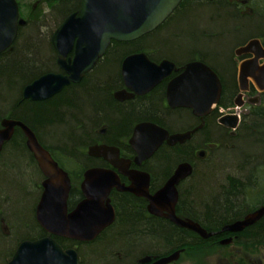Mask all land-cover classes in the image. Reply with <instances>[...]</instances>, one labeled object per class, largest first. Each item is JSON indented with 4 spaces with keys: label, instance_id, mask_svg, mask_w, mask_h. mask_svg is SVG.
Returning a JSON list of instances; mask_svg holds the SVG:
<instances>
[{
    "label": "flooded vegetation",
    "instance_id": "af4514ba",
    "mask_svg": "<svg viewBox=\"0 0 264 264\" xmlns=\"http://www.w3.org/2000/svg\"><path fill=\"white\" fill-rule=\"evenodd\" d=\"M15 1L18 6V20L24 23H17L14 40L8 47L0 51V56L8 55L12 53L14 49L18 48L20 42L23 40V33L27 32V30L32 27L34 20H39L35 19V17L46 16L54 12L58 13L59 6L67 4L66 8L63 10L64 13L61 14L59 18L56 20L53 19V22L45 23L46 26L39 29V31L43 33L47 43L50 67L37 73L34 77L22 84L19 95L21 101L26 100L34 103L48 102L64 92L70 95L71 90L79 86L83 88L86 84H89L92 78H99V76L108 69H113L116 74L117 81L108 92L113 108L112 115H109L111 122L104 118L105 114L104 116L100 115L101 118L98 119L97 125L91 126L86 133L89 140L75 146L69 152H63L57 149L48 150L38 141L69 177L71 189L67 200V212H71L75 206L84 199L80 186L86 171L92 169L104 170L109 172L111 176L116 179L112 183L110 189H108L107 195L102 201L101 206H99V214L107 218L108 222L101 228V231L95 238L88 241H76L52 235L43 230L35 218L36 207L42 192L41 182L44 178L32 153L26 147L34 166L41 176L37 180L40 181L38 184L39 191L32 212L34 226L37 227L38 231L32 234L30 238L22 239L14 244L3 257L1 264H9L15 250L23 241H35L45 237L53 239L64 253L67 250L75 251L78 257V264H83V256H85L87 250L92 247L107 246L114 235L119 233L124 214L127 211L131 213L134 212V214L139 217L140 222L144 224L148 225L152 219H156L171 224L178 230L193 234L191 238L192 241L195 242L196 239L206 240L209 243L207 245L208 248H230V251L226 253L230 257L234 255L233 251L238 252L242 250L255 256L248 257L250 254L246 253L245 260L241 259L240 262L233 261L229 257L226 264H264V239L252 233L253 229L256 228V224L262 221L264 215L257 222L243 228L239 232L222 231L225 225L244 219L247 215L264 205V179L260 177L259 170L256 167L252 169L250 178H245L237 182L239 183L240 200L239 206L232 210V214H234L235 217L233 221H229L218 230L211 229L208 232L205 229L208 233H212L210 237L205 239L191 230L176 226L164 217L151 214L148 208L149 200L147 199L148 196L153 195L164 186L179 164L188 163L192 170L190 175L181 180L176 186L178 200L175 210L179 218L196 222L191 218V214L188 213L185 205L180 204V200L183 197V193L193 187L191 183L193 181V176L197 172V164L203 163L213 151L218 149L219 145L223 144L221 143L222 139H231L237 136L241 127L246 125L254 115L257 116L260 112L264 114V90H259L251 77H247V79L242 82H240L238 78L240 65L242 63H248V65H250L247 69H249L248 72L251 73H254L255 70L260 69L264 65V0H181L172 13L158 25V27L130 41L111 40L104 53L94 60L92 66L80 73L77 82H70L63 86L57 93L42 100L24 98V88L46 74L67 75L65 70L60 67L59 60L63 61L66 65L72 64L77 50L78 37L72 38L70 49L64 56L60 55L55 50L52 38L69 16L79 12L83 0ZM214 5L222 6L228 10V16H234L238 21L239 25H235V31H244L246 34L243 39H238L234 44L229 43L231 45L228 50L230 63L228 72L229 75H232L231 86L229 85L228 87L225 84L223 87V83L216 71L203 62L217 74L221 83V95L215 107L205 115L198 116L192 112V109L187 107H170L167 100V88L169 84L183 73L187 63L200 61L198 56L196 55L190 59L178 61L175 57L160 55V53L154 49V44L151 41L155 37V33L159 34V32L164 31L163 34H167L171 32L174 28L173 23L177 20V17L181 14L183 15L186 11L197 9V7H210ZM115 46L124 47L125 49L118 56L115 66H104L109 62V57ZM135 55H144L147 61L155 65H160L163 61H166L173 66L168 72L167 68H163V71L167 72V75L163 76L149 89L148 86L140 87L139 82L142 77H144V79L150 78L143 75V67H146L144 62L139 60L133 62L132 67L123 68V62L128 57ZM200 62H202V60ZM253 64L254 67H252ZM125 70L132 73L129 76V79L132 81L130 84L131 87L125 84V77L123 75ZM146 74L147 71H145V75ZM230 88L233 89L232 93H229L231 91ZM235 102H237L238 105H235ZM185 114L188 117L187 119L184 118ZM226 115L237 116L238 125L235 129L228 128L220 122L221 118ZM4 119H11L23 123L11 117L10 113H4L0 116V128H2L1 123ZM186 120H188V122L186 126H183ZM28 128L31 130L30 127ZM159 130L166 131L169 136L176 133L192 132L190 138L182 143L168 145L166 141H162L149 157L141 158L138 154L139 149L132 145L131 140L140 139L143 140L144 144L146 143L145 140H148L153 132L159 133ZM31 131L34 133L33 130ZM15 133H20L24 136L20 128L14 127V132L10 140ZM206 134H212L213 138H206L204 136ZM34 135L37 137L35 133ZM214 135L218 136L215 137ZM36 139L38 140V138ZM9 141L5 142L3 147ZM24 141L26 144V139ZM3 147L0 154L3 151ZM99 147H101L99 151L95 150V148ZM176 147L190 148L189 158L173 163L169 171L165 173L162 171V173L159 174L157 168L154 166L159 152L163 149L173 150ZM224 184L230 188L229 192H234L228 180H226ZM5 229V226H3L2 230ZM6 234L8 235L9 233L6 232ZM64 241L71 243H65ZM179 249L182 251H180L178 259L169 263L177 264L180 257L185 253V247H179L166 252H152L145 246L140 249V251H142L139 255L132 256V259L130 258L132 261L129 264H151ZM114 250H117V248L115 247ZM116 253L118 255L117 261L120 262L122 253ZM38 255L39 252L35 254V256ZM147 257H150V261L148 263H142L141 260Z\"/></svg>",
    "mask_w": 264,
    "mask_h": 264
},
{
    "label": "trees",
    "instance_id": "16d2710c",
    "mask_svg": "<svg viewBox=\"0 0 264 264\" xmlns=\"http://www.w3.org/2000/svg\"><path fill=\"white\" fill-rule=\"evenodd\" d=\"M66 5H60L58 13L54 12L46 16L35 17L39 20H34L32 27L23 33V40L18 48L8 55L0 56V116L4 113H10L11 117L30 127L36 134L38 141L48 150L57 149L63 152H69L75 146L89 140L86 133L91 126L97 125L98 119L101 118L100 115L104 116L105 114L104 118L111 122L109 115H112L113 108L108 92L117 81L114 70L108 69L99 78H92L89 84H86L83 88L79 86L71 90L70 95L64 92L48 102L40 103L20 100L19 95L22 84L37 73L50 67L47 43L39 29L44 28L45 23L53 22V19L59 18L64 13L63 10ZM209 9H212L211 13L207 15L210 21L229 18L233 21L230 28L220 26L217 27V30L211 31L201 28V25L196 28L197 32L203 38H207V41H209L208 39L219 40L228 33L231 34V39L236 40L237 38L234 35L237 36L239 33L234 28L235 25H239L237 19L234 16H228V10L222 6L214 5L210 6ZM163 32L154 34L155 37L151 41L154 44V49L160 55L175 57L176 59L177 55H183V52L176 49L177 44H174L173 47L170 45V48L166 47L168 38L175 42L180 39L181 34L178 26L167 34H163ZM230 45L229 40H224L219 51V54L223 55L222 59H215L218 64L220 61V64H226L224 70H220L209 62L208 59L213 57L210 51L192 48L189 49L186 55L189 56V59L197 55L200 61L202 60L216 71L223 87L225 84L229 87L232 84V75H229L228 72L230 67L228 54ZM124 49V47L115 46L109 57V64L107 63L104 66H115L118 56ZM167 51L170 54H167ZM230 90L229 93H232L233 89L230 88ZM258 114L257 116L254 115L246 125L241 127L236 140L245 135L255 136L253 142L264 151V114L262 112ZM207 135L204 136L207 137ZM24 140L25 137L22 134L15 133L12 139L3 147L0 154V227L4 225L3 220H5V226L8 225L9 227L8 235H3L0 232V264L5 254L9 252L14 244L22 239L30 238L32 234L38 231L37 227L34 226L33 219L23 216L24 214L17 217L15 211V208L19 204L25 203L27 198L29 199L34 194L38 195L39 187L36 181L41 177L26 150ZM222 146L223 144H220L219 148ZM216 151L217 149L212 152L215 158ZM189 152L190 148L188 147H176L173 150L163 149L159 152L154 166L159 174L162 171L165 173L169 171L173 163L189 158ZM231 152H235V149ZM260 154H263V152L250 153L240 161L235 158L237 163L233 165L237 168L233 169V175H227L225 179V181L228 180L231 183L233 193L229 192L230 188L226 184L221 185L218 183L210 192H204V187L207 184L204 185L206 180L202 176L208 172V174L210 173V179L214 173L211 167H206V169L201 170V173H195L191 183L193 187L185 192L180 204H184L188 213L191 214V218L208 232L211 229L218 230L224 224L233 221L235 217L232 210L239 206L240 200L239 183L237 182L250 178L253 165L259 163ZM230 156L228 159H230ZM223 161L225 160L220 159L217 160V163ZM232 161L234 162L233 159ZM217 163H215L216 166H218ZM31 183L35 185V189L32 188L30 191ZM15 191H17L18 201H13ZM252 233L264 239V218L256 224V228L253 229ZM192 235L156 219H152L148 225L144 224L140 222L139 217L134 212L127 211L124 214L119 233L114 235L107 246L92 247L87 250L85 256H83V264H125V259L139 255L142 251L140 249L145 246L152 252H166L179 247H185V252L209 249L207 246L209 243L206 240L196 239L194 242L191 239ZM115 247L117 250H114ZM116 252L122 253L120 262L117 261L118 255Z\"/></svg>",
    "mask_w": 264,
    "mask_h": 264
},
{
    "label": "water",
    "instance_id": "95a60500",
    "mask_svg": "<svg viewBox=\"0 0 264 264\" xmlns=\"http://www.w3.org/2000/svg\"><path fill=\"white\" fill-rule=\"evenodd\" d=\"M181 0H83L77 14L69 16L52 38L55 50L62 56L69 51L72 38L78 37L77 50L71 65L59 60L60 67L66 76L46 74L26 86L23 97L31 100L46 99L62 89L70 82H77L79 75L90 68L94 60L102 55L111 40L130 41L146 34L160 25L177 7ZM18 20V6L15 0H0V51L8 47L14 40ZM142 60L143 75L140 87L155 85L172 68V64L163 61L155 65L147 61L144 55L128 57L123 68L132 67L133 62ZM138 64V63H136ZM250 65L242 63L238 74L242 82L251 77L259 90H264V65L248 72ZM254 67V64L252 65ZM167 68V72L163 71ZM247 69V70H246ZM145 71L147 74L145 75ZM125 84L132 81L129 71L123 72ZM137 81V79H136ZM131 87V86H130ZM221 95V83L217 74L206 64L192 61L185 65L183 73L173 80L167 88V100L170 107H187L195 115L203 116L215 107ZM235 105H238L235 102ZM220 122L228 128L237 127V116L226 115ZM0 128V151L5 142L9 141L14 127L23 132L26 147L32 153L39 170L43 175L41 196L36 207L35 218L46 232L76 241H88L96 237L108 219L100 215L99 206L107 195L108 189L116 178L104 170L92 169L84 173L81 190L84 199L71 212H67V200L71 189L67 173L58 166L49 153L39 144L34 133L23 123L4 119ZM191 132L168 135L164 130L153 132L146 143L143 140H131L132 145L139 149L141 158L149 157L166 141L168 145L182 143L190 138ZM101 147L95 148L99 151ZM142 149V150H141ZM188 163L179 164L163 187L148 196L151 214L164 217L178 227L193 231L201 238H208V233L198 223L189 219H181L176 215L178 193L176 186L191 173ZM132 190V189H131ZM264 215V205L247 215L244 219L227 224L223 232H239L257 222ZM182 250L175 251L151 264H169L178 259ZM39 252L38 256L35 254ZM150 257L141 260L148 263ZM9 264H78L75 251L61 247L51 238L45 237L35 241H23L15 250Z\"/></svg>",
    "mask_w": 264,
    "mask_h": 264
},
{
    "label": "rangeland",
    "instance_id": "374dc122",
    "mask_svg": "<svg viewBox=\"0 0 264 264\" xmlns=\"http://www.w3.org/2000/svg\"><path fill=\"white\" fill-rule=\"evenodd\" d=\"M211 11L212 9H209V7L203 6V7H197V9H190L189 11H186V13H184L183 15L181 14L180 16H178L177 20L173 23V27L178 26V30L180 31V34H181L180 39L176 40L177 42H175L173 40L171 41L168 38L166 41V44H167L166 47L170 48V45L172 47L174 44L178 45L176 49H179L181 52H183V55H177L178 61L189 59V56L186 55V53H188L189 49H192V48L199 49V50L204 49L205 51H210L212 52L213 57H210L208 59L209 62L215 65L220 70L221 69L224 70L226 68V64L225 65L224 64L222 65V63L220 64L221 61L218 64L216 63V60H215L218 58L219 60L222 59L223 55L221 56L219 54V51L221 49V43H223L224 40L226 41L229 40V43L234 44L238 39H243L246 33L244 31L237 30V32L239 31L240 32L237 34V36L234 35V37L237 38L236 40L231 39L232 36L230 33H228V34L223 35L221 39L219 40L216 39L217 41L214 39H208L209 41H207V38H203L197 32L198 31L196 29L197 27L202 25L201 28L215 31V29L217 30L220 26L221 27L227 26L228 28H230V24H232L233 22L229 18L228 19L226 18L220 21L218 20L210 21L207 15L211 13ZM191 32L193 33L190 34ZM157 38H159V36H157ZM166 53L170 54V52L168 51ZM184 118L185 119L188 118L186 114L184 115ZM187 122L188 120L184 121L183 126H186ZM239 133L240 132H238L237 136L231 139L230 138L222 139L221 143H223V146L217 149L216 158L214 154H211L210 156L206 158V160L203 163L197 164L196 174L201 173V170L206 169V167H211V170H213L212 172H214L212 177H210V179H209L210 173L208 174V172H206L204 176H202L206 180L204 182V185L205 184H207V186L209 185L208 187L207 186L204 187V192L206 191L210 192L211 189L214 188L216 183L223 185L224 182H226L225 179L227 178V175H233V172H234L233 169L237 168L236 166H234L235 163H237L235 162V158L236 160L240 161V159L243 160L245 155H248L250 153L257 154V153L263 152V154L259 155V161H258L259 163L257 164L255 163L252 168L256 167L259 170L260 177L264 179V151H262L261 148L257 147L256 143L253 142V140L255 139L254 138L255 136L251 137V136H247L244 134L245 135L244 137L236 140L239 136ZM257 133H260V132H257ZM214 136L217 137L218 135H214ZM234 149H235V152H231ZM229 156H230V159H228ZM220 159L225 160V161L217 163V160H220ZM232 159L234 160V162L232 161ZM215 163H217L218 166H216ZM39 182L40 181H36V183L38 184ZM30 185H31V188H29L30 191L32 188L35 189V185L33 183H31ZM263 188H264V180H263ZM14 200L18 201L17 191H15L13 201ZM35 201H36V195L34 194L32 195V197H29V199L27 198L25 203L23 202L19 204L18 207L16 206L17 208H15V211H16L17 217L22 216L24 214L23 216H27L30 219H32L31 217H32L33 206H34ZM3 221L2 222L4 223V225H1L0 232L1 234L4 235L6 234V232H9L8 231L9 227L8 225L5 226L6 225L5 220ZM3 226H5L6 228L5 230H2ZM98 247L100 246H97V248ZM229 251H230V248H226V247H217V248L212 247V248L201 250V251H192V252L189 251V252H185L180 257L177 264H226V261H228V258L230 257L226 253H228ZM246 253L250 254L243 250L238 251V252L233 251L234 255H232V257L230 258L233 261L240 262L241 259L245 260ZM248 257H255V256L250 254ZM131 259H128V258L125 259V264H129L132 261Z\"/></svg>",
    "mask_w": 264,
    "mask_h": 264
},
{
    "label": "bare ground",
    "instance_id": "6f19581e",
    "mask_svg": "<svg viewBox=\"0 0 264 264\" xmlns=\"http://www.w3.org/2000/svg\"><path fill=\"white\" fill-rule=\"evenodd\" d=\"M206 138L212 139L213 136H212V134H208ZM184 196H185V192L183 193V197H184Z\"/></svg>",
    "mask_w": 264,
    "mask_h": 264
}]
</instances>
